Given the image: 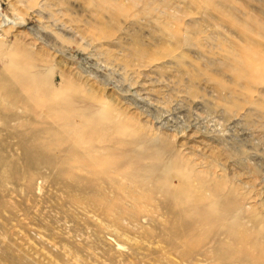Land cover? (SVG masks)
<instances>
[{
    "label": "rangeland",
    "instance_id": "374dc122",
    "mask_svg": "<svg viewBox=\"0 0 264 264\" xmlns=\"http://www.w3.org/2000/svg\"><path fill=\"white\" fill-rule=\"evenodd\" d=\"M0 264H264V0H0Z\"/></svg>",
    "mask_w": 264,
    "mask_h": 264
}]
</instances>
